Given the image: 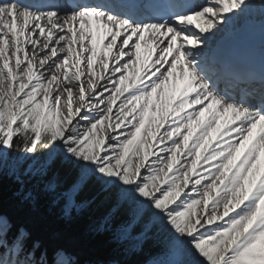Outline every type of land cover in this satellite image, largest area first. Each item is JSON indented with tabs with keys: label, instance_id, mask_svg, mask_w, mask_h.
Returning a JSON list of instances; mask_svg holds the SVG:
<instances>
[{
	"label": "snow or ice",
	"instance_id": "1",
	"mask_svg": "<svg viewBox=\"0 0 264 264\" xmlns=\"http://www.w3.org/2000/svg\"><path fill=\"white\" fill-rule=\"evenodd\" d=\"M257 15L264 0H0V175L61 160L66 214L94 183L122 238L166 234L150 264H264V66L214 50ZM46 257L0 214V264H74Z\"/></svg>",
	"mask_w": 264,
	"mask_h": 264
},
{
	"label": "trees",
	"instance_id": "2",
	"mask_svg": "<svg viewBox=\"0 0 264 264\" xmlns=\"http://www.w3.org/2000/svg\"><path fill=\"white\" fill-rule=\"evenodd\" d=\"M74 175L59 159L46 174H29L21 180L5 170L0 175V214L26 230L31 241L39 244L40 251L47 252L49 262L58 249L69 254L74 264H148L162 253L163 244L139 228L126 239L117 235L116 230L127 225L129 218L124 211L117 210L113 196L94 183L75 197L81 207L65 214V198L55 202L56 195L44 188L42 182H55L59 193L68 188ZM27 191L32 195L27 196ZM39 254L38 251V257Z\"/></svg>",
	"mask_w": 264,
	"mask_h": 264
},
{
	"label": "bare ground",
	"instance_id": "3",
	"mask_svg": "<svg viewBox=\"0 0 264 264\" xmlns=\"http://www.w3.org/2000/svg\"><path fill=\"white\" fill-rule=\"evenodd\" d=\"M47 2L60 4L61 6H63V0H47ZM239 37V40L245 39L246 37L252 38L253 42H255L257 38L260 37L261 44L259 45V48L262 50L260 54L264 56V29H262L260 26V19L258 15L254 18L252 23L242 26L237 31L226 33L220 40L225 39V41H228L231 38L238 39ZM218 44L220 45L219 42ZM254 45V48L258 47L256 43H254Z\"/></svg>",
	"mask_w": 264,
	"mask_h": 264
},
{
	"label": "rangeland",
	"instance_id": "4",
	"mask_svg": "<svg viewBox=\"0 0 264 264\" xmlns=\"http://www.w3.org/2000/svg\"><path fill=\"white\" fill-rule=\"evenodd\" d=\"M26 167V166H25ZM5 170H7V168L5 169ZM8 171V170H7ZM9 172V171H8ZM9 174H10V172H9ZM29 174H31V173H29ZM29 174H24V170L23 169H21L20 170V173H19V178H18V180H21V178L23 177V176H26V175H29ZM32 175V174H31ZM16 178V177H15ZM17 179V178H16ZM42 184H43V186H44V188H46L48 191H50V192H52V193H54L53 195H56V196H54V199H56L55 200V202H58V201H61L63 198H65V196H64V193H65V191H62V192H56V190H57V185H56V183L55 182H51V181H47V180H45V181H43L42 182ZM56 192V193H55ZM26 195L27 196H30V195H32L29 191H27L26 192ZM81 207V204L80 203H76L75 202V207H73L71 210L72 211H74V210H76V209H79ZM65 209H66V199H65V206H64V212H65ZM65 214H66V212H65ZM125 225H123V226H121L119 229H117L116 230V232H117V235H119V237L120 238H122L121 236H120V232H121V230L123 229V227H124ZM153 237H154V239L156 240V242L157 243H161V244H163L164 245V241H165V239H166V234L165 233H163V232H159V231H153V232H149ZM130 236H131V234H130ZM145 236H146V234H145ZM145 236H142V238H144ZM129 237V236H128ZM128 237H124V239H126V238H128ZM69 255V254H68ZM70 256V255H69ZM71 257V256H70ZM158 257V256H157ZM72 258V257H71ZM156 258V257H155ZM154 258H152L151 260H149L148 261V264H150V262L153 260ZM95 264H117V262H109V263H95Z\"/></svg>",
	"mask_w": 264,
	"mask_h": 264
}]
</instances>
